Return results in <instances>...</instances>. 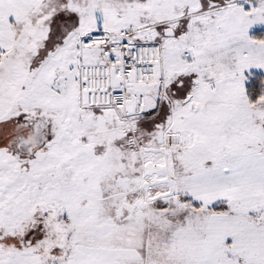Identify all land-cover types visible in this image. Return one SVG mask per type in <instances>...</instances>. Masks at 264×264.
<instances>
[{"label": "snow or ice", "instance_id": "snow-or-ice-1", "mask_svg": "<svg viewBox=\"0 0 264 264\" xmlns=\"http://www.w3.org/2000/svg\"><path fill=\"white\" fill-rule=\"evenodd\" d=\"M0 264H264V0H0Z\"/></svg>", "mask_w": 264, "mask_h": 264}]
</instances>
